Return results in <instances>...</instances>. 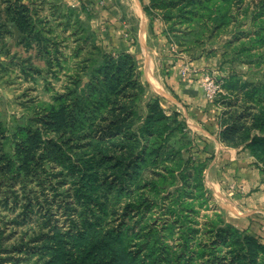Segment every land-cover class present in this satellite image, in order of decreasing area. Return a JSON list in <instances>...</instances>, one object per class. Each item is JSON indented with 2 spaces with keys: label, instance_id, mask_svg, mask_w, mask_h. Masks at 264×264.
<instances>
[{
  "label": "trees",
  "instance_id": "obj_1",
  "mask_svg": "<svg viewBox=\"0 0 264 264\" xmlns=\"http://www.w3.org/2000/svg\"><path fill=\"white\" fill-rule=\"evenodd\" d=\"M148 1L147 14L190 58L216 54L219 36L237 34L250 41L238 53L257 49L264 65V0ZM90 18L63 0H0V67L14 62L12 36L48 70L65 67L56 28H71L77 58L52 102L28 106L13 127L0 118V264H264L262 235L219 212L201 221L207 164L193 159L186 121L157 98L141 111L139 61L103 50ZM220 81L231 97L221 95V140L264 166V80Z\"/></svg>",
  "mask_w": 264,
  "mask_h": 264
},
{
  "label": "crops",
  "instance_id": "obj_2",
  "mask_svg": "<svg viewBox=\"0 0 264 264\" xmlns=\"http://www.w3.org/2000/svg\"><path fill=\"white\" fill-rule=\"evenodd\" d=\"M63 1L79 8L87 7L92 28L104 49L131 52L137 59L141 58L140 62L146 64L141 73L145 86L157 90L164 107H168L170 112H179L193 132L194 158L207 164L205 173L211 178L210 183L215 187L219 201H223L220 206L226 220L264 237V173L259 171L248 149L228 146L221 140L223 108L207 100L201 85L204 69L223 79L230 74V63L223 62L219 52L193 60L178 52L174 60L172 57L165 60L170 63L166 70L157 68L166 73L163 74L165 88L157 89L149 82L154 69L150 54L157 45L164 49L174 43L168 37L164 22L145 11L144 5L148 0ZM82 17H86L84 13ZM185 62L196 71L189 80L182 79L179 73L181 64ZM251 161L255 164L250 165ZM222 184L226 185L223 196L219 193L223 189ZM229 185L233 190L228 189Z\"/></svg>",
  "mask_w": 264,
  "mask_h": 264
},
{
  "label": "rangeland",
  "instance_id": "obj_3",
  "mask_svg": "<svg viewBox=\"0 0 264 264\" xmlns=\"http://www.w3.org/2000/svg\"><path fill=\"white\" fill-rule=\"evenodd\" d=\"M249 1V0H247ZM243 27L244 31H248V27L250 26L248 23V20L246 18H243ZM155 19V17H154ZM90 27L92 28V24L90 21ZM69 30V31H68ZM67 31H62L61 28H56L57 34H60V39H62L61 43V50L65 52V54L68 56L67 61L65 57H62V61H65L66 64L65 67H55L53 69L48 70L45 66V62L43 60H40L38 57H36V51H32L30 53H27L23 50L22 47L16 46L15 43V36L8 37L7 41L9 46L12 49V54L10 57L13 58V63H8L6 68L0 67V118L6 123L8 126H16L19 123H23L26 118L28 117V106L30 105H38L41 103H49L52 102L53 96L56 94V92H60L63 90V87L66 83L67 75L66 72H68V67L70 69L75 66V62L77 58L72 57V48L75 45V42L72 37H70V30L69 28ZM93 30V28H92ZM93 32L96 34V41L97 44L103 49L108 51L107 49H104L102 45L99 43V39L97 37V33L93 30ZM17 33V32H16ZM240 37V38H239ZM237 34H234L233 36L229 35H221L218 37L217 41L214 43V47L218 49V52L222 56L223 62L227 61L230 63V74L228 77L232 76L234 74L235 77L242 78V80L246 81H258V80H264V65H259L256 63L259 61V53L261 51L255 49L252 54L249 55L247 54H241L238 53V48L241 46L242 43L244 42H250L248 40V37H242ZM232 41L231 43H228V41ZM155 53H154V52ZM152 53V59L151 63L154 65V69L152 71V74L149 82H152V85L156 87L157 89H160L162 87L165 88V83L166 81L164 80V72L157 70V68H161V70H166L167 66H169V61L165 62L167 58L172 57V60L177 58V55L184 54L188 55L184 52H180L178 45H166L164 49H161V46L159 47L157 45V48H154ZM113 54H117L118 52H111ZM179 52V53H178ZM32 54L31 60L27 61L25 63L26 65V72H23L21 65L23 64L24 60L29 57V55ZM189 60H193V58H190L188 55ZM4 59V58H3ZM11 59V58H10ZM231 59H233L235 62H231ZM238 59V61H236ZM139 61V67L140 71L145 70L146 64L141 63V58ZM143 60V58H142ZM169 60V59H168ZM251 60V61H249ZM163 65V66H162ZM31 66H35L37 68H43L44 73L43 74H38L37 72H34V68L32 70L30 69ZM229 66V67H230ZM163 67V68H162ZM185 67L188 68L187 72L184 73ZM180 70V76L184 80H189L190 78L193 77V75L196 74V72H193L194 70L191 69V66H189L186 62L181 64ZM205 70V69H204ZM193 72V73H192ZM164 74V75H163ZM227 77V78H228ZM224 79V78H223ZM202 81V80H201ZM165 82V83H164ZM149 83V84H150ZM202 84V83H201ZM151 85V84H150ZM223 88V87H222ZM230 97L227 94L226 90L223 88V92L221 95ZM160 93H157V90H152L151 87L146 86V92L142 100L139 102L141 106V111L145 112V107L146 103L150 99L157 98L160 100L161 106L165 109L167 114H172L174 112H170L169 108L164 107V104L161 103L162 100L159 97ZM227 97H220V101L217 104L219 107L226 108V102L228 99ZM231 98V97H230ZM233 100L235 98H232ZM179 113V112H178ZM180 114V113H179ZM181 117V114H180ZM183 119V117H181ZM185 120V119H184ZM186 121V120H185ZM187 123V122H186ZM188 126V125H187ZM188 130L191 132V129L188 126ZM193 136V132L190 133ZM242 146L236 147V148H241ZM189 154H187V157ZM193 159L194 154H193ZM250 165L255 164V162L251 161L249 162ZM259 171L264 173V166L260 165L256 162ZM205 172L206 169H205ZM206 175V173H205ZM264 175V174H263ZM211 178L209 176H205V186L208 191V197H209V208L207 210H202L199 218L201 221H204V218L202 215L204 213H214V212H219L223 213V209L221 208L220 205H223V201H219V197L216 196V191L215 187L211 185L210 183ZM211 186V188H210ZM225 187L226 185L222 184V188L220 189L221 191L219 193H222V196L225 192ZM228 189L231 191V186H228ZM242 189V188H241ZM227 198L229 196H226ZM225 216V215H224Z\"/></svg>",
  "mask_w": 264,
  "mask_h": 264
},
{
  "label": "built area",
  "instance_id": "obj_4",
  "mask_svg": "<svg viewBox=\"0 0 264 264\" xmlns=\"http://www.w3.org/2000/svg\"><path fill=\"white\" fill-rule=\"evenodd\" d=\"M188 68L185 67L184 73L187 72ZM196 72V71H193ZM192 72V73H193ZM202 88L205 96L209 102L219 104L221 94L223 92L222 83L220 79L209 70L202 71ZM233 188V186H232Z\"/></svg>",
  "mask_w": 264,
  "mask_h": 264
}]
</instances>
